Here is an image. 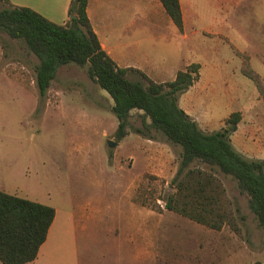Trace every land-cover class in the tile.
I'll return each mask as SVG.
<instances>
[{"label":"rangeland","instance_id":"rangeland-1","mask_svg":"<svg viewBox=\"0 0 264 264\" xmlns=\"http://www.w3.org/2000/svg\"><path fill=\"white\" fill-rule=\"evenodd\" d=\"M50 2L0 0V8L27 6L58 22ZM179 3L182 31L165 12L149 15L147 0H111L97 19L109 41H131L148 56L129 68L152 81L199 63L180 107L207 132L240 111L232 144L264 160V0ZM37 63L21 40L0 33V190L55 209L37 257L25 264H264V228L231 177L216 173L231 202L230 225L212 229L166 209L180 147L137 109L119 137L113 101L86 67L60 65L40 97ZM136 70L127 78L145 83Z\"/></svg>","mask_w":264,"mask_h":264},{"label":"trees","instance_id":"trees-1","mask_svg":"<svg viewBox=\"0 0 264 264\" xmlns=\"http://www.w3.org/2000/svg\"><path fill=\"white\" fill-rule=\"evenodd\" d=\"M159 2L182 31L179 0ZM86 7L87 0H71L69 17L63 24L27 6L8 3L0 8V33L21 40L38 60L34 71L39 96L45 95L60 65L86 67L89 78L113 101L111 110L119 122L116 131L119 137L123 135L130 111L137 109L149 119V127L180 147L172 179L174 191L164 201L166 209L212 229L233 223L231 202L216 176L221 172L231 177L239 191L248 196L258 225L264 228V160L243 155L231 141L241 112H231L219 130H202L178 101L179 94L198 80L200 64L192 62L184 66L172 80L165 82H155L139 70L120 67L102 48ZM129 70H136L145 83L128 79ZM243 74L260 90L259 81L251 71L244 69ZM54 217L55 209L51 205L0 190V262H32L47 238Z\"/></svg>","mask_w":264,"mask_h":264},{"label":"crops","instance_id":"crops-1","mask_svg":"<svg viewBox=\"0 0 264 264\" xmlns=\"http://www.w3.org/2000/svg\"><path fill=\"white\" fill-rule=\"evenodd\" d=\"M71 0H51L49 3V7L47 9L48 13L52 15H60V18L58 22L54 20L53 18H49L51 21H54L58 24H63L67 21V13H68V7ZM111 0H87V7L86 12L87 16L89 18V21L91 23V26L93 30L95 31L99 42L102 46V48L109 54V56L117 63L120 67H133L130 63L132 61H138L141 60V57L148 61V56L146 54L142 53L141 57L138 56L139 49L136 47H133V43L131 41H109L106 37V34L101 32L100 29L102 28V23L98 21V15L102 13L103 9L102 7ZM146 1V0H145ZM159 2V0H158ZM156 0H147V13L151 15L154 14L155 11L161 14L162 18H165V10L161 3H158ZM180 2V0H179ZM153 4V5H152ZM160 4V5H159ZM16 5V4H14ZM181 10H182V18H183V26H184V12L182 9V4H180ZM162 8V9H161ZM35 10V9H34ZM37 10V9H36ZM163 10V11H162ZM39 11V10H37ZM165 12V13H163ZM167 14V13H166ZM168 16V15H167ZM169 17V16H168ZM103 16H101V19ZM170 18V17H169ZM48 19V18H47ZM171 20V18H170ZM172 21V20H171ZM168 23V21H166ZM147 58V59H146ZM137 69V68H136ZM140 71H143L139 69ZM187 112V110H185ZM189 114V112H187ZM191 115V114H189Z\"/></svg>","mask_w":264,"mask_h":264},{"label":"water","instance_id":"water-1","mask_svg":"<svg viewBox=\"0 0 264 264\" xmlns=\"http://www.w3.org/2000/svg\"><path fill=\"white\" fill-rule=\"evenodd\" d=\"M107 144L109 147H113L115 145L114 141H112L110 139L107 140Z\"/></svg>","mask_w":264,"mask_h":264}]
</instances>
